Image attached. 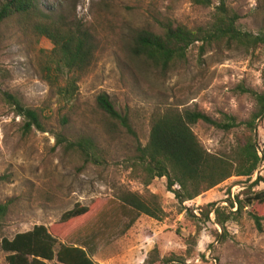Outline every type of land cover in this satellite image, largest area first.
I'll use <instances>...</instances> for the list:
<instances>
[{
    "label": "rangeland",
    "instance_id": "obj_1",
    "mask_svg": "<svg viewBox=\"0 0 264 264\" xmlns=\"http://www.w3.org/2000/svg\"><path fill=\"white\" fill-rule=\"evenodd\" d=\"M39 1L47 13L84 24L95 36L97 51L80 75L75 96L66 99L42 73L52 43L14 19L0 24V91L38 111L45 126L25 134L23 118L0 94V206H8L0 216V264H8L2 239L37 225L45 226L58 246L86 249L97 264H264V203L247 204L248 197L264 190V165L250 180L232 177L180 203L167 190L166 178L146 184L136 162L137 148L149 142L153 117L168 107L198 110L218 121L223 115L249 119L255 102L235 89L243 84L264 90V49L250 55L211 49L201 56L195 45L185 62L164 73L130 54L135 33H161V21L190 29L206 26L219 0L209 7L191 0ZM263 2L227 0V5L240 15L243 30L257 34L264 27ZM101 94L129 117L134 134L99 109ZM193 131L213 154L230 152L243 139L240 130L228 133L203 122ZM59 136L72 143L91 140L94 156L70 149ZM257 139L264 152V119ZM125 192L148 201L156 197L163 219L125 208L119 201ZM237 199L244 204L240 211ZM76 204L89 212L62 224L61 216ZM217 208L232 217L224 227Z\"/></svg>",
    "mask_w": 264,
    "mask_h": 264
},
{
    "label": "trees",
    "instance_id": "obj_2",
    "mask_svg": "<svg viewBox=\"0 0 264 264\" xmlns=\"http://www.w3.org/2000/svg\"><path fill=\"white\" fill-rule=\"evenodd\" d=\"M191 1L204 7L212 5V0ZM259 10L263 15L264 2ZM13 19L29 28L37 37H45L52 43L53 50L44 59L42 73L47 82L58 89L59 94L66 99H72L77 92L80 75L95 60L97 43L92 31L75 19L68 21L63 16L47 13L39 0H1L0 24ZM240 19V15L227 5V0H219L210 24L190 29L169 21H161V33L144 29L137 31L132 37L129 52L136 59L143 60L165 73L177 63L185 62L190 48L195 45H199L201 56L211 49L238 51L247 55L264 49V27L255 34L243 30ZM235 92L248 95L255 102L254 112L243 122L230 115H223L218 121L198 110L175 107H168L153 117L149 142L147 146L137 148L136 155V162L146 175V184L156 178H166L167 190L180 203H185L232 177L250 180L254 176L264 165V152L260 151L257 139L259 123L264 119V90L257 91L240 84ZM0 94L14 108L17 116L23 118L25 134L34 129L45 130L38 111L26 107L10 93L0 91ZM97 106L128 133L134 134L129 117L116 110L108 95H99ZM199 122L228 133L240 130L243 139L230 152L213 154L202 145L193 131V127ZM58 142L66 143L72 150H79L87 158L94 156L90 153L94 144L89 139L72 143L59 136ZM259 182L256 181L255 184ZM156 199L154 197L148 201L132 192L122 193L119 197V201L130 211L161 220L164 211ZM257 201L264 203V190L247 198L248 205ZM236 202L240 211L243 201L237 199ZM233 205L232 203L231 206ZM7 211V205L0 206V216H4ZM88 212L87 206L76 204L61 216L60 222L68 223ZM223 212L221 208L215 210L221 227L232 218L231 215L225 216ZM252 217L261 230L260 218L255 214ZM1 249L8 254V264H48L54 261L58 264H97L81 246H58V240L43 225L19 233L13 239L3 238ZM169 261L171 260L165 262Z\"/></svg>",
    "mask_w": 264,
    "mask_h": 264
}]
</instances>
